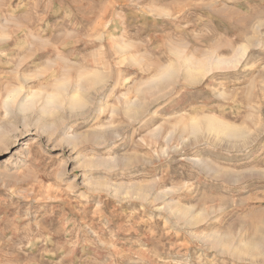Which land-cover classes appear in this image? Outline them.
<instances>
[{
    "label": "rangeland",
    "instance_id": "rangeland-1",
    "mask_svg": "<svg viewBox=\"0 0 264 264\" xmlns=\"http://www.w3.org/2000/svg\"><path fill=\"white\" fill-rule=\"evenodd\" d=\"M0 264H264V0H0Z\"/></svg>",
    "mask_w": 264,
    "mask_h": 264
},
{
    "label": "bare ground",
    "instance_id": "bare-ground-1",
    "mask_svg": "<svg viewBox=\"0 0 264 264\" xmlns=\"http://www.w3.org/2000/svg\"><path fill=\"white\" fill-rule=\"evenodd\" d=\"M243 51V50H241ZM177 54V53H176ZM191 60V59H190ZM188 60V61H190ZM188 61H185L187 63H189ZM192 61V60H191ZM184 62V61H183ZM205 63V62H204ZM203 62L197 66L193 71H196V72H202L205 68V64ZM195 64V62H194ZM209 64V63H208ZM222 64L221 61H218L215 63V65H220ZM192 65V64H191ZM198 65V64H197ZM192 67V66H191ZM168 69V68H167ZM172 69V68H171ZM167 71V70H166ZM190 72V71H189ZM195 72V73H196ZM205 72V71H204ZM191 74V72H190ZM95 75V74H94ZM192 76V75H191ZM193 77V76H192ZM191 79V78H190ZM207 122V127L209 128V130H214V132H217V131H223V132H226L228 135L230 136H233L234 134H236V131L234 129H232L231 127L223 124V123H220V122H217V121H214V120H211L210 118L206 120ZM236 128V127H235Z\"/></svg>",
    "mask_w": 264,
    "mask_h": 264
}]
</instances>
